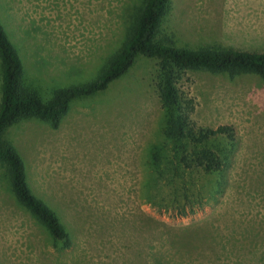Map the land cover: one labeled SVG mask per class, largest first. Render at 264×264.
Segmentation results:
<instances>
[{
	"label": "rangeland",
	"instance_id": "374dc122",
	"mask_svg": "<svg viewBox=\"0 0 264 264\" xmlns=\"http://www.w3.org/2000/svg\"><path fill=\"white\" fill-rule=\"evenodd\" d=\"M144 0H0V21L24 81L51 100L95 78L122 44ZM160 39L188 48L264 51V0H171ZM157 59L139 55L106 90L74 100L58 128L28 118L7 130L34 192L68 228L72 245L14 198L0 164V264H264V80L190 70L180 89L201 124L230 123L239 138L224 191L194 214L147 200V148L161 116ZM0 60V104H1ZM219 175L199 176L205 190ZM221 179V177H220Z\"/></svg>",
	"mask_w": 264,
	"mask_h": 264
},
{
	"label": "trees",
	"instance_id": "16d2710c",
	"mask_svg": "<svg viewBox=\"0 0 264 264\" xmlns=\"http://www.w3.org/2000/svg\"><path fill=\"white\" fill-rule=\"evenodd\" d=\"M171 0H144L134 16L121 46L108 57L97 76L87 82L61 87L51 100L25 84L24 63L0 21L1 104L0 164L6 169L16 201L42 224L55 241L72 245L71 234L59 213L37 195L29 181L27 165L7 130L28 118H37L58 128L71 103L106 90L123 77L139 55L157 59L156 89L161 102L158 137L147 148V200L159 212L177 216L196 213L211 198L224 191L227 165L239 138L233 124L198 123L193 117L195 99L179 83L190 70L226 73L234 78L244 73L264 80V51L237 48H188L160 39L161 25ZM219 175L202 190L198 177ZM221 177V179H220ZM155 264H164L158 256Z\"/></svg>",
	"mask_w": 264,
	"mask_h": 264
}]
</instances>
